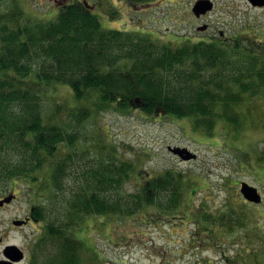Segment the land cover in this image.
Returning <instances> with one entry per match:
<instances>
[{
  "label": "trees",
  "instance_id": "1",
  "mask_svg": "<svg viewBox=\"0 0 264 264\" xmlns=\"http://www.w3.org/2000/svg\"><path fill=\"white\" fill-rule=\"evenodd\" d=\"M10 1L0 14V191L11 182H24L38 194L46 184L42 172L50 174L51 203L29 210L31 219L41 224L34 243L47 252H31L32 258H42L41 264H83L84 244L73 231L88 216H129L151 206L176 211L184 198V180L166 171L141 194L122 199L120 186L131 180L132 164L120 160L115 147L94 157L88 149L80 155L73 150L79 141L76 125L90 113L81 101L95 95L97 109L129 113L135 108L147 116L188 118L194 129L208 134L216 126L235 134L248 123L259 126L264 121V107L256 103L264 95L263 42L248 38L239 46H158L149 36L103 30L80 2L61 5L56 18L44 22L24 18L16 0ZM62 85L81 105L56 104L47 116L44 96ZM61 145L69 153L61 156ZM225 214L216 219L203 215L200 222L219 220L227 230L243 224L241 215L224 224ZM239 246L242 250L228 260L264 264V251L255 250L251 241Z\"/></svg>",
  "mask_w": 264,
  "mask_h": 264
},
{
  "label": "rangeland",
  "instance_id": "2",
  "mask_svg": "<svg viewBox=\"0 0 264 264\" xmlns=\"http://www.w3.org/2000/svg\"><path fill=\"white\" fill-rule=\"evenodd\" d=\"M76 1L89 5L103 30L149 36L158 46L196 44L201 39L218 37L219 31L226 37L238 33L241 41L251 38L254 43H264V11L251 9L246 0H213L217 9L203 20L209 24L206 33L196 31L195 25L200 23L196 24L189 12L196 0H16L24 18L44 22L56 18L60 5ZM11 5L10 0H0V14ZM232 6L239 11L237 17L220 12L221 8L231 11ZM95 97L80 102L90 108V113L76 125L79 141L73 150L77 155L88 149V156L94 157L101 149L115 147V155L133 166L131 180L120 186L122 199L141 194L145 185L166 171L184 180V198L176 211H159L151 206L129 216L117 213L86 217L83 225L73 231L84 244L83 264H238L236 258L233 262L228 258L242 250L241 241H251L255 250L264 251V121L259 126L248 123L235 134L219 126L208 134L194 129L188 118L147 116L135 108L126 110L129 113L97 109ZM80 103L71 89L62 85L44 96L45 114L51 115L56 104L74 109ZM256 103L264 107V95L257 97ZM61 117L70 120L67 114ZM168 147H185L197 159L183 161ZM69 151V147L60 146L61 156ZM42 173L46 174H41L46 184L38 194L35 188L29 190L32 184L24 182H11L12 188L8 185L3 193L0 191V200L15 195L10 204L0 207V259L7 245L24 252L25 259L18 264H41L42 258H32L31 252H47L34 243L41 224L26 223L24 228L12 225L13 220H24L30 207L51 203L50 174L47 170ZM242 182L259 190V205L242 198ZM224 213V224L237 215L243 217V224L227 230L219 220L200 222L203 215L216 219ZM91 252L99 256L100 263ZM42 256L46 258L47 254Z\"/></svg>",
  "mask_w": 264,
  "mask_h": 264
},
{
  "label": "water",
  "instance_id": "3",
  "mask_svg": "<svg viewBox=\"0 0 264 264\" xmlns=\"http://www.w3.org/2000/svg\"><path fill=\"white\" fill-rule=\"evenodd\" d=\"M211 10V4L208 0H200L193 6V11L198 16L199 14H203L206 11ZM168 150L175 156H178L183 161H189V160H195L196 155L190 152L186 148H180L175 147L171 148L168 147ZM240 193L242 197L253 204H260L261 202V195L258 193V190L256 187H253L245 182L241 183L240 186ZM14 196L6 197L5 199L0 200V207H2L4 204H9ZM28 219L26 220H13L12 225L13 226H21L26 224ZM1 242V239H0ZM3 255L5 257L4 260L0 261V264H15L17 262H20L24 258V253L15 245H7L3 250Z\"/></svg>",
  "mask_w": 264,
  "mask_h": 264
},
{
  "label": "flooded vegetation",
  "instance_id": "4",
  "mask_svg": "<svg viewBox=\"0 0 264 264\" xmlns=\"http://www.w3.org/2000/svg\"><path fill=\"white\" fill-rule=\"evenodd\" d=\"M198 1L200 0H196L195 3H197ZM209 3L211 4V10L209 11H206L205 13L203 14H199L198 16L196 15V13L193 11V6L194 4L192 5V7L189 9V12L191 14V18L193 19V21L197 24V23H200L198 25H195L196 26V31L198 32H203V33H206L208 32L209 30V24L206 22H203V20H206V18L212 14L213 12H216V9L217 7H215V2L213 0H208ZM247 3V5L251 8V9H254V10H260V11H264V0H246L245 1ZM150 4V3H148ZM220 12L222 14H230L231 18H235L237 17V15L239 14V11L237 10V8L233 7L232 6V10L231 11H227L225 8H221L220 9ZM192 26V25H191ZM239 34L236 33L234 35H232V37H226V35L224 34V32L222 31H219V36H214L212 37L211 39H201V42H207V43H214V42H220V44H229L228 42H231V45H237L239 46ZM217 39L219 41H217ZM26 217H29V220L27 222V224H30L33 222V220L30 218V216H26ZM25 217V218H26ZM24 218V219H25ZM2 254H3V250H2ZM2 259L3 256H2Z\"/></svg>",
  "mask_w": 264,
  "mask_h": 264
}]
</instances>
